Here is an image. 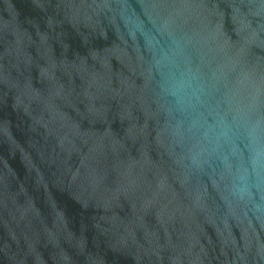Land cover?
Returning a JSON list of instances; mask_svg holds the SVG:
<instances>
[{"label":"water","instance_id":"1","mask_svg":"<svg viewBox=\"0 0 264 264\" xmlns=\"http://www.w3.org/2000/svg\"><path fill=\"white\" fill-rule=\"evenodd\" d=\"M0 264H264V0H0Z\"/></svg>","mask_w":264,"mask_h":264}]
</instances>
